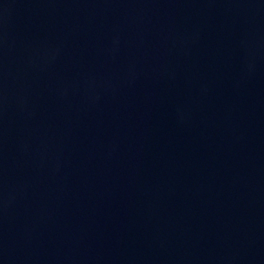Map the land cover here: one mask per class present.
Returning a JSON list of instances; mask_svg holds the SVG:
<instances>
[{
  "label": "water",
  "instance_id": "1",
  "mask_svg": "<svg viewBox=\"0 0 264 264\" xmlns=\"http://www.w3.org/2000/svg\"><path fill=\"white\" fill-rule=\"evenodd\" d=\"M0 264H264V0H0Z\"/></svg>",
  "mask_w": 264,
  "mask_h": 264
}]
</instances>
